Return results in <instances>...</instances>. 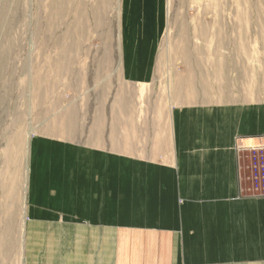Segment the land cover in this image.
<instances>
[{
	"label": "crops",
	"instance_id": "crops-1",
	"mask_svg": "<svg viewBox=\"0 0 264 264\" xmlns=\"http://www.w3.org/2000/svg\"><path fill=\"white\" fill-rule=\"evenodd\" d=\"M124 4L126 72L146 79L163 0ZM158 100L111 123L107 151L39 142L26 264H264V195L243 186L264 104Z\"/></svg>",
	"mask_w": 264,
	"mask_h": 264
},
{
	"label": "rangeland",
	"instance_id": "rangeland-1",
	"mask_svg": "<svg viewBox=\"0 0 264 264\" xmlns=\"http://www.w3.org/2000/svg\"><path fill=\"white\" fill-rule=\"evenodd\" d=\"M125 11L124 0H0V264L27 262L41 140L107 151L111 123L159 96L264 104V0H163L146 79L126 72Z\"/></svg>",
	"mask_w": 264,
	"mask_h": 264
},
{
	"label": "built area",
	"instance_id": "built-area-1",
	"mask_svg": "<svg viewBox=\"0 0 264 264\" xmlns=\"http://www.w3.org/2000/svg\"><path fill=\"white\" fill-rule=\"evenodd\" d=\"M253 159H257L256 163L253 162L252 169H255L256 173L254 174L255 179V188L260 191V195H264V144L252 148Z\"/></svg>",
	"mask_w": 264,
	"mask_h": 264
},
{
	"label": "bare ground",
	"instance_id": "bare-ground-1",
	"mask_svg": "<svg viewBox=\"0 0 264 264\" xmlns=\"http://www.w3.org/2000/svg\"><path fill=\"white\" fill-rule=\"evenodd\" d=\"M10 33V32H9ZM29 34V33H28ZM3 40V39H2ZM12 90V89H11ZM18 116V115H17ZM18 119V118H17ZM18 122V121H17ZM14 161V160H13ZM14 173V172H13ZM10 180V179H9Z\"/></svg>",
	"mask_w": 264,
	"mask_h": 264
}]
</instances>
